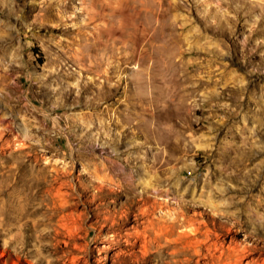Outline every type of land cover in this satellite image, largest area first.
I'll use <instances>...</instances> for the list:
<instances>
[{
    "label": "rangeland",
    "instance_id": "1",
    "mask_svg": "<svg viewBox=\"0 0 264 264\" xmlns=\"http://www.w3.org/2000/svg\"><path fill=\"white\" fill-rule=\"evenodd\" d=\"M2 257L264 264V0H0Z\"/></svg>",
    "mask_w": 264,
    "mask_h": 264
},
{
    "label": "bare ground",
    "instance_id": "2",
    "mask_svg": "<svg viewBox=\"0 0 264 264\" xmlns=\"http://www.w3.org/2000/svg\"><path fill=\"white\" fill-rule=\"evenodd\" d=\"M163 10V9H162ZM160 13V12H159ZM152 26V25H151ZM162 27V26H161ZM157 29V28H156ZM159 32V31H158ZM159 35V34H158ZM157 35V36H158ZM128 49V48H127ZM153 49V48H152ZM149 51V50H148ZM144 52V51H143ZM149 53V52H148ZM152 54V53H151ZM133 57V56H132ZM122 60H127L129 61L130 60V56H125L124 54H122ZM0 262H2V264H6V260H5V257H2L0 258Z\"/></svg>",
    "mask_w": 264,
    "mask_h": 264
}]
</instances>
